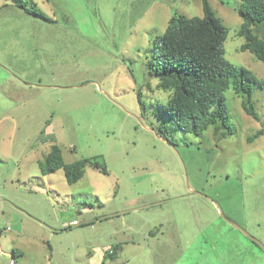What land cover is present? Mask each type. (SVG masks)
I'll list each match as a JSON object with an SVG mask.
<instances>
[{
  "label": "rangeland",
  "instance_id": "obj_1",
  "mask_svg": "<svg viewBox=\"0 0 264 264\" xmlns=\"http://www.w3.org/2000/svg\"><path fill=\"white\" fill-rule=\"evenodd\" d=\"M208 1L227 60L264 80V61L241 51L242 2ZM175 14L202 17L203 0H0V264L16 249V264H264L249 237L264 245V134L248 142L264 131V89L259 120L224 93L226 139L176 129L149 65ZM54 144L108 174L43 175Z\"/></svg>",
  "mask_w": 264,
  "mask_h": 264
},
{
  "label": "trees",
  "instance_id": "obj_2",
  "mask_svg": "<svg viewBox=\"0 0 264 264\" xmlns=\"http://www.w3.org/2000/svg\"><path fill=\"white\" fill-rule=\"evenodd\" d=\"M240 1L237 11L242 23L238 35L244 38L241 51H249L264 61V36L259 35L264 29V0ZM36 16L46 19L43 14ZM228 34L229 29L209 1L203 0L202 17L175 14L164 33L154 39L151 74L158 79L157 88L169 93L166 103L158 108L176 129L201 135L213 128L218 141L226 139L233 133L224 96L229 90L242 98L245 112L259 120L252 103V90L253 86L264 89V80L227 60L224 44ZM139 101L144 103L140 95ZM166 127V124L159 127V133L168 139L162 131ZM263 134V129L257 131L248 142ZM87 165L108 174L106 166L97 161L81 159L66 163L61 148L54 144L41 163V172L48 175L63 169L67 182L75 184L83 178ZM117 250H113V255Z\"/></svg>",
  "mask_w": 264,
  "mask_h": 264
},
{
  "label": "water",
  "instance_id": "obj_3",
  "mask_svg": "<svg viewBox=\"0 0 264 264\" xmlns=\"http://www.w3.org/2000/svg\"><path fill=\"white\" fill-rule=\"evenodd\" d=\"M220 214H221V216L226 220V221H228L231 225H233L234 227H236L237 229H240V230H242L246 235H248L249 236V234L242 228V227H240L239 225H237V224H235V223H233L232 221H230L229 219H227L226 218V216H225V214H224V212H223V210L220 208ZM255 243H257L262 249H264V245L259 241V240H257V239H255V238H253V237H251V236H249Z\"/></svg>",
  "mask_w": 264,
  "mask_h": 264
},
{
  "label": "crops",
  "instance_id": "obj_4",
  "mask_svg": "<svg viewBox=\"0 0 264 264\" xmlns=\"http://www.w3.org/2000/svg\"><path fill=\"white\" fill-rule=\"evenodd\" d=\"M1 233H2V231L0 230V235H1ZM117 252L118 251H116L115 253H117ZM22 254H23V252L21 250H18V249L13 250V252H12L13 260L10 262V264H16V261L14 258L15 255H22ZM0 255L8 257V256H10V253L8 251L0 250Z\"/></svg>",
  "mask_w": 264,
  "mask_h": 264
},
{
  "label": "built area",
  "instance_id": "obj_5",
  "mask_svg": "<svg viewBox=\"0 0 264 264\" xmlns=\"http://www.w3.org/2000/svg\"><path fill=\"white\" fill-rule=\"evenodd\" d=\"M13 263V262H12Z\"/></svg>",
  "mask_w": 264,
  "mask_h": 264
}]
</instances>
